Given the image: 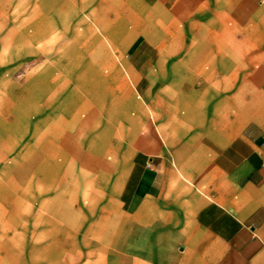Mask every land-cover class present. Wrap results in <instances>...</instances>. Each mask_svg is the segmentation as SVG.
I'll list each match as a JSON object with an SVG mask.
<instances>
[{"label": "crops", "instance_id": "crops-1", "mask_svg": "<svg viewBox=\"0 0 264 264\" xmlns=\"http://www.w3.org/2000/svg\"><path fill=\"white\" fill-rule=\"evenodd\" d=\"M0 264H264V0H0Z\"/></svg>", "mask_w": 264, "mask_h": 264}, {"label": "rangeland", "instance_id": "rangeland-1", "mask_svg": "<svg viewBox=\"0 0 264 264\" xmlns=\"http://www.w3.org/2000/svg\"><path fill=\"white\" fill-rule=\"evenodd\" d=\"M21 2V5H24V0H19ZM69 1V0H68ZM20 5V4H19ZM83 10H81V16H84ZM36 10L34 9L31 13V8H25L24 6L22 8H16L11 11V15L16 17V25L12 28L14 29V45L16 46V50L19 52H24L27 49V45L30 43L28 42V39L25 38L26 32H30V28L25 26V20L27 16H30L33 14L35 16ZM23 21V22H21ZM24 66L22 68L18 69V71L13 75L16 79L21 80L24 76ZM5 252L8 253V251H2V257L5 255Z\"/></svg>", "mask_w": 264, "mask_h": 264}]
</instances>
